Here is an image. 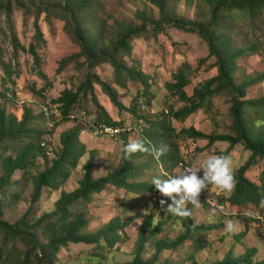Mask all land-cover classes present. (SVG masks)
<instances>
[{"label":"rangeland","instance_id":"rangeland-1","mask_svg":"<svg viewBox=\"0 0 264 264\" xmlns=\"http://www.w3.org/2000/svg\"><path fill=\"white\" fill-rule=\"evenodd\" d=\"M92 8L97 20L90 19L86 25L93 35L103 25V37L107 39L112 36L117 25L141 26V22L136 18L137 12L146 13L151 20H159L158 10L146 0H94ZM167 9L173 16L189 21L206 22L211 17V8L207 0H172ZM241 16L237 12L222 15L224 29L229 33L234 31L232 39L236 47L257 45L259 51L255 54L248 53L237 60L235 72L237 82H241L244 78H257L264 72V18L261 16L259 19H251ZM33 21L32 13L14 11L13 32L20 46L25 50L14 49L10 41V31L0 14V94L7 96L6 100L0 97V110L13 113L20 120L24 108L31 109L34 115L38 116L31 126L47 133L44 137L45 151L49 153L47 155L50 160L61 152V133L73 129L75 125L81 126L84 130L81 132L80 139L86 146V154L80 160L78 168L70 171V178L65 185L59 190L44 188L41 199L35 204L31 203L33 179L44 170L45 159L39 157L36 165L25 174L22 171H16L12 184L2 194L0 193L4 212L1 219L14 223L31 209L30 218L35 220L53 211L54 204L63 191H72L78 187L83 176V166L89 160L91 153L94 156L92 168L94 178L114 171L122 161L124 136L128 141L141 139L149 148H157L156 144L159 143H168L167 151L158 159L148 152H143L135 158L133 165L137 170L136 175L129 181L138 183H152L154 177L162 180L169 179L184 172L179 163L173 165V162L167 160L170 148L176 149L179 152L178 158L184 165L190 167L197 166L208 156L219 155L220 152H225L229 148L228 142H215L208 145V141L204 139L177 136L182 128L190 127L207 135H234L230 114L231 102L227 95L216 96L211 109L199 110L183 123L172 120L176 132H172L171 136L161 137L162 130H152L153 138H147L151 130L150 122L159 119L161 113H165L167 120H170L168 111L171 107L178 109L184 105L165 88L166 83L173 81L172 75L182 64H190L193 70L190 77L191 83L186 87V92L190 96L200 83L217 74V69L213 67L215 58L202 62V59L208 57L209 49L207 43L198 35L168 28L164 33L155 36L148 28L142 38L132 40L133 60L128 57L123 59L129 65H138L150 76V93L145 98L143 97L145 90L137 81H128L125 87L119 86L114 69L109 63H102L94 69L102 80L117 89L120 101L127 108L132 110L138 99L139 107L136 114H133L131 110L119 113L101 87L95 85L94 95L90 93L82 95L79 104L71 113L70 120L64 121L58 111V105L53 104L52 101L67 88L77 90L85 76L84 69L78 70L75 63L68 65L61 73H58L57 69L62 58L80 52V47L67 34L64 22L56 18L46 21L44 15L39 17L38 27L46 42L40 43L34 40ZM30 44L34 45L39 54V64H36L35 59L26 51ZM80 61H84V58ZM7 68L9 75L6 73ZM40 74L46 75L47 78ZM247 95L248 99H264V82L251 86ZM94 97L114 121H122L121 127H129L130 131L117 137L95 135L90 129V124L100 120V113ZM42 112L47 113L48 119L41 116ZM263 112L264 107L247 109L246 115L253 120L260 117ZM55 121L59 123L57 128L53 127ZM25 143L23 138H18L7 141L6 150L0 149V178L3 175L2 159L8 155L15 156ZM173 153L174 151H171L169 157H173ZM228 155L232 158L236 172L249 160L252 153L247 151L243 144H238ZM198 175L202 176L203 172L201 171ZM247 177L257 185L264 186V158H258V165L250 169ZM233 193L234 191L224 192L214 184L209 185L208 189L202 192L203 196L199 197L200 206L193 205V219L197 225L212 226V228L195 233L193 240L186 241L176 251L163 250L158 255V264H194L193 262L214 264L226 258L231 250L239 256L247 255L252 248L258 249L253 260L257 262L264 260V207L261 205L233 206L226 200ZM15 197L18 198L15 199ZM207 197L225 206L223 212L217 209L213 215V210L216 208L209 206L203 199ZM161 200L166 201L165 205L161 206ZM171 203L170 197L165 198L151 193H130L125 189L108 187L102 193L94 195L91 202L76 205V208L85 211L89 220L88 232L99 230L115 218L127 222L124 230L120 231V243L113 250L98 249L95 244H69L61 248L56 255L55 264L132 262L137 255L136 243L141 225L144 222L149 223L150 228L147 234L150 235L158 228L157 224L162 222L163 226L158 234L151 236L141 255L143 260H151L163 241H172L184 231L181 219L165 212V208ZM246 210L256 212L257 217L244 216L242 213ZM229 221L239 222L236 232L226 230L225 225ZM238 234L246 236L240 239L241 235ZM37 235L42 243L46 242L42 229L38 230ZM17 247L21 251L25 250L20 243Z\"/></svg>","mask_w":264,"mask_h":264},{"label":"trees","instance_id":"trees-1","mask_svg":"<svg viewBox=\"0 0 264 264\" xmlns=\"http://www.w3.org/2000/svg\"><path fill=\"white\" fill-rule=\"evenodd\" d=\"M93 1L0 0V14L10 31V41L14 49L25 50L24 47L20 46L13 32L12 18L15 10H20L25 14L32 13L34 16V40L40 43L46 42L38 27V19L41 15H44L46 21L56 18L64 22L67 34L80 47V52L62 58L57 69V72L61 73L68 65L75 63L78 70L84 69L85 76L84 81L77 90L67 88L62 91L57 99L52 101L53 104L58 105L61 119L64 121L70 120L71 113L79 104L81 96L87 93L94 95L95 85L101 87L111 103L119 110V113L131 110L120 101L117 89L102 80L94 72V69L102 63H109L113 67L119 86L125 87L128 81H137L145 90L143 97L149 95L150 76L142 71L138 65H129L123 59V57H128L133 60L132 40L142 38L148 28L155 36L164 33L168 28L188 34H196L207 43L209 49L208 57L202 59V62L215 58L216 61L213 67L217 69V74L200 83L190 96L186 92V87L191 83L190 77L193 70L190 64H182L179 70L172 75L173 81L166 83L165 88L184 105L178 109L171 107L168 111L170 120H167L165 113H161L159 119L150 122L151 130L147 134V138H153L152 130H162L161 137L171 136L172 132H176L172 120L183 123L197 111L211 109L216 96L227 95L231 102L230 114L234 135H207L194 127H190L182 128L177 136L204 139L208 141V145L215 142H228L229 148L225 152H220L219 155H228L235 146L243 144L245 149L250 151L252 155L243 166L236 170V187L231 197L226 200L231 205L238 207L260 206L261 201H264V186L252 182L247 177V173L251 168L258 165V158H264V124L260 127L256 126V121H264V112L260 117L251 120L246 115V110L264 107V99L247 98L248 89L251 86L264 82V72L259 74L257 78H244L241 82H237L235 77L237 60L248 55V53L255 54L259 51V47L257 45L244 48L236 47L232 39L234 38V31L229 33L224 29L221 16L237 12L243 18L259 19L261 16L264 18V0H207L211 8V17L206 22L189 21L173 16L167 9L169 2L172 0H146L158 10L159 20H151L146 13L137 12L136 18L141 22V26L135 27L132 24L117 25L112 36L108 39L103 37V25L100 26L95 35L86 25L90 19L97 20L96 13L92 8ZM26 51L35 59V63L39 64L40 57L34 45L30 44ZM81 58H84V61L81 62ZM6 73L9 75L8 68ZM40 75L45 79L47 78L44 74ZM0 97L7 99L4 94H0ZM94 100L99 109L100 120L92 125L90 124L92 131L96 126L102 124L114 127L123 126L122 121L113 120L95 97ZM138 107L137 99L131 110L133 114H136ZM46 114V112H42L41 116L48 119ZM36 119H38V116H35L33 111L28 108H24L20 120L13 113L0 110V149L6 150L7 141L18 138H23L26 142L19 148L15 156L8 155L2 159L3 175L0 178V193L2 194L12 184L16 171H22L25 174L36 165L39 157L45 159L44 170L33 179L32 204L41 199L44 188L59 190L65 185L70 178V171L78 168L80 160L86 154V146L80 139L81 132L84 129L79 125H75L73 129L61 133V152L50 160L47 155L49 153L45 151L44 137L47 134L46 131H39L31 126ZM58 126L59 123L55 121L53 127L57 128ZM123 142L125 147L129 142L126 136L123 137ZM169 144L172 145L170 142ZM166 145H168L166 142L156 144L157 148ZM171 151H174L173 157H169ZM170 152L166 158L171 163L173 162V165L183 162L178 158L179 152L176 149L170 148ZM142 153H134L129 159L123 149L122 161L118 168L99 178H94L92 175L94 156L91 153L89 160L83 166V176L78 183V187L72 191H63L54 204V210L35 220L30 218L31 209L14 223L1 219L4 212L0 200V264H55L56 255L61 248H65L69 244H95L98 249L113 250L121 241L120 231L124 230L128 223L123 222L120 218H115L99 230L88 232L89 220L87 215L84 210L77 209L76 205L91 202L94 195L102 193L110 186L125 189L126 192L130 193H151L156 196H163L153 183L129 181L130 178L136 175L137 171L133 161ZM164 197L167 198V196ZM17 198L15 197V199ZM222 202L225 201L222 200ZM193 207L191 204L187 205L192 213ZM179 218L184 228L183 233L172 241H163L151 260H143L141 255L151 236L158 234L163 223L159 222L157 224L158 228L148 235L149 223L145 224L144 222L139 229L136 257L132 262L121 264H158L160 252L163 250L176 251L186 241L193 240L195 233L212 228V226L197 225L193 216ZM39 229H42L43 234L46 236L45 243H42L37 235ZM245 236L243 234L239 238ZM18 243L25 247L24 251L17 247ZM257 250V248H252L247 255L239 256L235 254L234 250H231L226 258L214 264H264V260L259 262L253 260ZM193 263L197 264V262Z\"/></svg>","mask_w":264,"mask_h":264},{"label":"clouds","instance_id":"clouds-1","mask_svg":"<svg viewBox=\"0 0 264 264\" xmlns=\"http://www.w3.org/2000/svg\"><path fill=\"white\" fill-rule=\"evenodd\" d=\"M262 124H264V121H256L257 127ZM166 151V146L149 148L141 139H130L124 147V152L129 159L137 152H148L158 159ZM201 171L203 172L202 176L198 175ZM152 183L155 184L156 189H159L163 196L172 199V203L167 205L165 212L181 218H190L193 213L187 208V204L191 203L199 207V197L203 191L208 189L209 185L214 184L222 191L231 193L235 190L237 181L233 161L229 155H210L199 165L186 168L179 176L163 180L154 177ZM203 199L205 200V198ZM211 200L213 199L211 198ZM165 203V200L160 201L161 206ZM261 207H264V201H261ZM212 208H216L213 210V215H215L218 208ZM218 210L223 212L222 208ZM242 214L248 218L257 217V213L252 210H246ZM238 223V221H229L225 228L227 231L234 233L238 230Z\"/></svg>","mask_w":264,"mask_h":264},{"label":"built area","instance_id":"built-area-1","mask_svg":"<svg viewBox=\"0 0 264 264\" xmlns=\"http://www.w3.org/2000/svg\"><path fill=\"white\" fill-rule=\"evenodd\" d=\"M94 134L97 136H103V137H117L120 136L122 133L130 131L129 127H114V126H110V125H98L95 127V129L93 130ZM180 166L185 170L186 168L190 167L188 165H184V163H180ZM201 196H203V194L201 193ZM205 201L212 207H217L218 209H224L225 206L223 205H219L218 203H216L215 201L209 199L208 197L205 198Z\"/></svg>","mask_w":264,"mask_h":264}]
</instances>
